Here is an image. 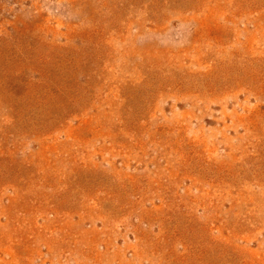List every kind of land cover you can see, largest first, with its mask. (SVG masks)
I'll list each match as a JSON object with an SVG mask.
<instances>
[{"label": "rangeland", "instance_id": "rangeland-1", "mask_svg": "<svg viewBox=\"0 0 264 264\" xmlns=\"http://www.w3.org/2000/svg\"><path fill=\"white\" fill-rule=\"evenodd\" d=\"M0 264H264V0H0Z\"/></svg>", "mask_w": 264, "mask_h": 264}]
</instances>
